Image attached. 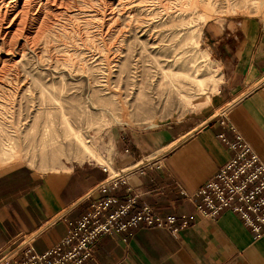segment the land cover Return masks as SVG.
Segmentation results:
<instances>
[{
    "label": "rangeland",
    "instance_id": "374dc122",
    "mask_svg": "<svg viewBox=\"0 0 264 264\" xmlns=\"http://www.w3.org/2000/svg\"><path fill=\"white\" fill-rule=\"evenodd\" d=\"M232 16L264 0H0V170L112 165L122 136L202 118L222 81L203 30Z\"/></svg>",
    "mask_w": 264,
    "mask_h": 264
},
{
    "label": "crops",
    "instance_id": "0c3cea01",
    "mask_svg": "<svg viewBox=\"0 0 264 264\" xmlns=\"http://www.w3.org/2000/svg\"><path fill=\"white\" fill-rule=\"evenodd\" d=\"M203 43L220 65L222 81L196 115L202 118L167 123L128 140L122 136L112 165L101 154L108 167L84 162L45 174L23 165L0 170V258L14 255L11 264H19L27 245L44 254L67 235L68 222L116 197L119 204L136 200L129 217L146 204L162 215H194L195 221L176 237L144 225L103 236L93 247L92 263L264 264V236L257 238L232 212L204 218L186 196L206 185L231 157L219 139L221 133L234 139L220 124L223 116L264 162V20L211 21ZM112 174L123 176L117 188L99 193Z\"/></svg>",
    "mask_w": 264,
    "mask_h": 264
},
{
    "label": "built area",
    "instance_id": "2783aa9c",
    "mask_svg": "<svg viewBox=\"0 0 264 264\" xmlns=\"http://www.w3.org/2000/svg\"><path fill=\"white\" fill-rule=\"evenodd\" d=\"M220 124L234 133V139L226 133L219 135L220 141L231 152L230 159L202 188L191 195L183 194L195 202L196 212L204 218L232 212L257 238H261L264 236V162L229 125L225 116ZM122 177L117 175L100 184L99 193L106 194L111 188H117ZM135 204V199L119 204L116 197L93 204L81 219L68 222L67 235L44 254H37L31 245L22 249L24 260L19 264H98L92 263L93 247L103 236H114L144 225L168 231L176 237L179 231L190 228L195 221L194 215H162L146 204L129 217ZM113 206L117 208L110 212ZM13 256L1 257L0 264H11Z\"/></svg>",
    "mask_w": 264,
    "mask_h": 264
},
{
    "label": "bare ground",
    "instance_id": "6f19581e",
    "mask_svg": "<svg viewBox=\"0 0 264 264\" xmlns=\"http://www.w3.org/2000/svg\"><path fill=\"white\" fill-rule=\"evenodd\" d=\"M78 141H79V140H78ZM80 144H81L82 146H84V147L87 149V146L83 143L82 140L80 141ZM96 160L100 161V159H99L98 156H96ZM112 178H113V177H112Z\"/></svg>",
    "mask_w": 264,
    "mask_h": 264
}]
</instances>
